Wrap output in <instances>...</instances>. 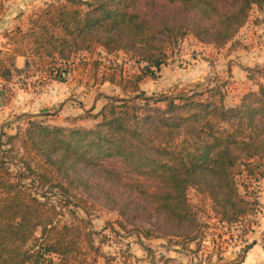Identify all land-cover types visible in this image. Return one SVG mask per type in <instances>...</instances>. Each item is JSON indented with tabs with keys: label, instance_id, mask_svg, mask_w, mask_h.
<instances>
[{
	"label": "trees",
	"instance_id": "16d2710c",
	"mask_svg": "<svg viewBox=\"0 0 264 264\" xmlns=\"http://www.w3.org/2000/svg\"><path fill=\"white\" fill-rule=\"evenodd\" d=\"M254 6L264 9V0H57L34 10L26 28L3 32L1 81L32 69L41 80L67 82L80 65L89 64L87 55L102 48L139 55L144 64L136 72L106 68L102 81L118 85L125 95L105 96L106 103L92 115L97 119L93 127L49 126L32 118L23 136H8L36 153L31 159H43L44 170L36 172L31 161L20 158L28 172L14 171L18 154L0 149V264H87L84 244L95 252L89 264H98L101 250L88 220L61 222L42 199L58 184L66 203L72 202L68 187L51 173L86 184L97 172L172 220L191 242L203 235L191 189L198 205L209 201L210 218L225 224H241L260 211L256 185L264 177V85L230 107L225 82L157 98L140 86L158 76L168 47L191 29L175 17L159 16V8L197 15L193 35L201 41L209 35L220 45L246 24ZM5 9L0 0V19ZM18 56L24 57L22 67L16 64ZM92 63L97 68L99 60ZM256 72L264 76L259 68L250 69L249 76L255 78ZM1 86L0 95L6 89ZM32 177L39 180L41 193L25 183Z\"/></svg>",
	"mask_w": 264,
	"mask_h": 264
},
{
	"label": "rangeland",
	"instance_id": "374dc122",
	"mask_svg": "<svg viewBox=\"0 0 264 264\" xmlns=\"http://www.w3.org/2000/svg\"><path fill=\"white\" fill-rule=\"evenodd\" d=\"M51 1L57 0H5L6 9L0 19V49L5 48L4 43L7 41V38L2 35L5 30L14 29L17 26L26 28L31 13ZM165 6L168 5L165 4ZM146 9L148 10L149 7L144 8V10ZM258 12L261 17L257 19L264 21V9L254 6L247 22L256 21L253 17L257 16ZM158 15L165 16L167 20H172L175 17L174 21L177 24H183L188 29L191 28L187 31L186 36L180 37L167 49V62L169 60L177 61L179 59L175 57V54L181 53L184 49L183 42L196 38L193 32L198 16L190 12L174 14L168 7L166 10L159 8ZM240 30L241 28L231 40L220 45L216 44L209 35L202 36V42L212 44L215 48H222L223 57L220 60H224V63L227 55L232 52L237 54L238 58L241 56L242 50H249L251 39L245 37L247 33H240ZM256 35L260 37L258 42L264 43V39H261L262 34L256 33ZM198 41L201 40L198 39ZM193 43L189 41L187 44L192 45ZM193 50L195 53L196 49ZM204 57L209 62L219 59L212 51L206 53ZM86 58L89 60V64L80 65L67 83L53 82L49 79L41 80L33 73L32 69L15 73L10 80H0V88L2 84H5L6 88L4 94L0 95V149L11 150V154H18L14 158L16 163L11 165L12 170L26 172L27 169L22 168V162H20V158H24L25 164L31 161L33 169L40 172L44 170L43 159H38V157L31 159L36 153L26 152L21 140L10 141L8 136L16 134H19L20 137L23 136L29 126L27 122L32 118L49 126L93 127L97 123V119H94L92 115L100 109L93 111L94 113L86 114L82 107L86 105L88 109L93 110L91 106L97 97H104L106 103L105 96L125 95L118 85L102 81V74L106 68L112 66L119 70L122 68L126 72H136L139 70V66L144 64L139 61V55L123 50L109 53L102 48L92 57L87 55ZM93 60H99L97 68L92 63ZM177 62L179 64V61ZM224 65L226 66L225 63ZM179 66L182 64L180 63ZM255 68H261L260 71L264 70V66ZM220 72L221 70L215 71V76L210 77L212 79L210 82H208V78L181 85L179 83L175 87L166 88L167 90H163V92L153 90L151 86V80L156 79L159 75L156 78L147 77L142 80L140 86L147 95L157 98L170 92L190 89L196 85H214L215 78L226 77V71ZM257 74L259 73L256 72L254 76L256 79L258 78ZM104 83L107 85L104 86ZM229 84L226 92L232 93L227 100V105L230 107L236 97H242L249 90L240 81L231 80ZM235 89H238L237 92H233ZM103 93H108V95L102 96ZM158 105L164 106L162 102ZM2 110H6V112ZM18 151L19 153H17ZM112 162L114 161L109 163ZM85 173L89 174V171ZM51 175L55 177V180L65 183L71 196L69 199L72 202L66 203L64 189L58 184L54 185L53 192L46 193L42 199L55 209V218L61 222H74L76 218L88 220V228L96 232L94 235L95 246L101 250L97 259L98 264H153V262L162 264V260H165L168 253L176 256L178 264H264V177L256 185L259 190L261 209L241 224L229 225L210 218L209 201L207 203L200 201L201 204L198 205L199 198L194 189H191V200L197 206L199 223L197 230L203 232L198 240L191 242L181 235L182 229L177 227L172 220L158 214L146 202L129 196L125 189L100 178L97 172L91 173L90 180L86 184L80 179L67 181L62 174L51 173ZM24 181L26 184L36 186L35 190L42 192L37 178H26ZM74 203L79 206L77 207ZM70 210H75L77 214L72 215ZM249 243L252 244V247L247 251L245 246ZM160 246H167L169 249L165 250ZM84 247H87L88 250L86 262L89 264L95 252L89 249L86 244ZM176 248L183 252H175ZM237 261L239 263H235Z\"/></svg>",
	"mask_w": 264,
	"mask_h": 264
},
{
	"label": "crops",
	"instance_id": "0c3cea01",
	"mask_svg": "<svg viewBox=\"0 0 264 264\" xmlns=\"http://www.w3.org/2000/svg\"><path fill=\"white\" fill-rule=\"evenodd\" d=\"M256 15L257 16L253 17L256 21H248L247 24L240 30V33H247L245 37L247 36L250 37L249 39H251L250 46L248 47L249 50L245 49L244 51L242 50V52L240 51L241 56L237 58V54L235 55L234 52H232V54L230 55H227L226 62H224L226 64L225 66L223 63L224 60H220V58L223 57L222 48H215L212 44L210 45L206 44L205 42L198 41L197 38H195V40H189L191 42H194L192 45L187 44L189 41L186 40L183 42L184 49L181 51V53L175 54V57L179 59L177 61H179V64L181 63L182 66H179L178 62L175 60H169V62L163 64L160 70L158 71L159 76L156 79L151 80V86L153 90L163 92V90H167L166 88L169 89L170 87L179 85V83L181 85L186 82L191 83L193 81L208 78V82H210L212 80L210 79V77L212 75L215 76V71L219 72L220 70V73H222V70L224 72L226 71V77H217L215 78V81L227 83L226 88L230 85L229 83L231 80L242 82L243 86L248 87L247 90H257L259 84L264 85V77L262 75L257 74V79L249 76L250 69H255L256 66H264V43L260 41L258 42V39L260 37L256 35V33L262 34L261 39H264V21H260L257 19L261 17L259 12ZM193 49H196L195 53ZM209 51H212L218 56V61L209 62L207 58L204 57ZM16 64L18 67H22L24 65V57L18 56L16 59ZM105 85L107 84L104 83V86ZM235 90L233 92H237L238 89L236 91ZM230 94L232 93L228 91L225 97L226 105ZM105 95H108V93L102 94V96ZM240 99L241 96L236 97L231 106L237 105L240 102ZM104 100V97H97L95 99V102L92 103V111L99 110L105 104ZM82 108L83 111L90 110L86 105H84ZM2 111L6 112V110ZM160 247L165 248V250L169 249V247L167 246ZM177 249L178 248H176L175 252H183ZM171 258L172 260H170ZM175 258L176 256L172 255L171 253H168L165 257V260L168 259V262L166 264H178ZM173 259H175V261H173ZM165 260H162V264H165ZM153 264L156 263L153 262Z\"/></svg>",
	"mask_w": 264,
	"mask_h": 264
}]
</instances>
